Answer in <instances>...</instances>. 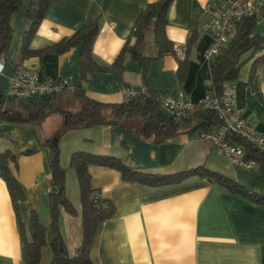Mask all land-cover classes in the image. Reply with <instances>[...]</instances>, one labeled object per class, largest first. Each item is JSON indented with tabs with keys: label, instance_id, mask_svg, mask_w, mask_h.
Here are the masks:
<instances>
[{
	"label": "crops",
	"instance_id": "0c3cea01",
	"mask_svg": "<svg viewBox=\"0 0 264 264\" xmlns=\"http://www.w3.org/2000/svg\"><path fill=\"white\" fill-rule=\"evenodd\" d=\"M28 1L23 0L11 19L13 37L0 74V87H7L18 64L35 69L41 78L72 82L79 72L78 47L21 58L24 33L30 26L26 16ZM152 1L155 0H49L29 47L45 48L98 20L93 55L99 64L111 67L91 75L87 90L90 98L102 103H121L128 98L121 87L128 85L137 92L147 87L172 97L184 93L193 103H199L213 91L209 62L204 56L211 37L203 29L209 16L206 7L212 0H171L169 4L166 34L178 48V55L187 56L182 81L177 76L178 60L174 55L152 61L145 77L139 63L128 55L120 68L112 66L123 45L134 42L135 22ZM152 38V32L147 31L141 48L145 54H156ZM261 53L264 50L257 43L252 44L238 54L237 63L225 76L236 87V102L242 116L264 134V72H260L257 81L251 74ZM60 121L59 116L58 126ZM56 129L48 131L44 123L41 138H51ZM62 135H65V161H69L73 151L84 150L114 155L146 174H173L203 166L264 195V164L256 163L252 170L232 166L209 142L199 141L196 135L184 133L166 142L151 143L117 125L81 128ZM8 137L13 138L10 147L16 158V162L9 163V172L19 219L27 224L34 210L47 219L44 223L47 224L49 149L38 144V131L31 124L0 122V151L9 145ZM28 150L33 151L26 153ZM88 173L90 186L98 189L100 196L114 207L112 215L97 225L89 254L92 264H264V204L233 193L201 175L170 186L151 187L125 181L118 170L108 166L89 165ZM68 197L74 206L79 203L80 212V200ZM60 227L68 251L74 241V253L82 242V235L73 240V232L82 230L80 214L73 216L61 210ZM0 264H22L19 222L1 172Z\"/></svg>",
	"mask_w": 264,
	"mask_h": 264
},
{
	"label": "trees",
	"instance_id": "16d2710c",
	"mask_svg": "<svg viewBox=\"0 0 264 264\" xmlns=\"http://www.w3.org/2000/svg\"><path fill=\"white\" fill-rule=\"evenodd\" d=\"M23 0H0V57L9 53L13 28L12 16L19 10ZM171 0H155L146 5L139 14L132 33L134 42L127 41L117 55L113 68H120L123 59L128 55L137 61L143 77L146 76L148 65L165 55H174L178 60L177 76L182 81L187 67V56L178 55V48L168 38L165 31V18ZM49 5V0H29L26 16L30 21L25 31L21 58L41 55L47 52L62 53L72 47L79 48V72L73 78L72 88L58 94L33 95L26 98L11 96L6 88L0 87V122L12 125L31 124L38 131V144L49 149L48 166L51 173L48 192V223L39 220L38 214L31 211L27 224L18 215L17 201L13 181L9 172V163L16 162L10 144L13 138L8 137L9 145L0 151V172L5 179L18 218L22 242V264H40L43 248L50 250L48 264H92L90 247L99 222L109 218L114 207L109 200L100 196L98 189L90 186L89 165H103L116 169L125 181L138 182L151 187H165L181 182L192 176H205L212 181L224 185L229 191L238 193L249 199L264 204V195L246 189L238 183L207 170L203 166L190 168L173 174H146L125 164L119 157L76 150L70 154L67 167L61 165L60 149L52 143L53 137H59L70 130L89 128L101 125H117L140 139L151 143H162L174 139L180 134L196 135L200 130L218 124L216 113L210 108H204L200 103L194 104V109L179 119L164 112L156 96L158 91L145 88L133 97H128L121 103H102L90 98L87 94L88 82L96 71H106L111 66L97 62L92 47L99 31L98 20L79 28L72 36L42 49L29 47V40L35 34ZM264 17V12L244 17L235 24V33L224 44L218 54L209 61L213 91L210 94L220 96L223 84L229 81L226 71L237 63L240 52L257 43L264 50V36L254 32L256 22ZM152 32L155 55L145 54L141 48L145 42L147 31ZM260 72H264V53L254 61L251 74L257 81ZM145 79V78H144ZM58 113L60 124L51 138H41L44 123L52 115ZM232 142L243 146L244 158L255 163L264 164V151L251 147L246 141L232 136ZM33 150H28L30 153ZM67 168L73 169L76 175L81 210L77 211L66 195ZM65 210L76 216L80 214L82 242L71 254L65 245V239L60 227V212Z\"/></svg>",
	"mask_w": 264,
	"mask_h": 264
},
{
	"label": "built area",
	"instance_id": "2783aa9c",
	"mask_svg": "<svg viewBox=\"0 0 264 264\" xmlns=\"http://www.w3.org/2000/svg\"><path fill=\"white\" fill-rule=\"evenodd\" d=\"M206 9L209 16L203 24L204 31L211 37V43L205 51L209 62L219 52L235 33V24L244 17L264 12V0H212ZM5 57H0V74L4 70ZM72 88V82L65 79L41 78L39 73L23 64L15 66L9 78L6 91L9 95L26 98L33 95L58 94ZM121 92L127 97H133L137 91L128 85L121 87ZM156 100L167 114L179 119L194 109V104L184 93L172 97L158 93ZM204 108L212 109L219 120L218 124L202 129L196 134L201 142H209L215 151L223 155L232 166L252 170L253 160H246L242 145L233 143L232 136L242 138L251 147L264 151V134L258 132L254 125L242 116L236 102V87L231 81L223 84L220 96L206 94L199 102Z\"/></svg>",
	"mask_w": 264,
	"mask_h": 264
},
{
	"label": "rangeland",
	"instance_id": "374dc122",
	"mask_svg": "<svg viewBox=\"0 0 264 264\" xmlns=\"http://www.w3.org/2000/svg\"><path fill=\"white\" fill-rule=\"evenodd\" d=\"M254 32L255 33H258V34H260L262 36H264V17H262L261 19H259L256 22V24L254 26ZM59 116L60 115L58 113H56V114L52 115L51 117H49L46 120V122H45V129L48 130V131H52L53 129H56V127L58 126V122H59ZM64 142H65V135H61L57 139V145H58V147L60 149V160L62 158V161H64V164L61 161V165L64 166V167H67L68 164H69V161H68V159L65 161V143ZM65 191H66V195L67 196L70 195V197L72 199L74 197V199L80 200L79 187H78L76 175H75V172L73 171V169H71V168H67V172H66V188H65ZM71 202L73 203V200H71ZM73 205H74V203H73ZM75 208L76 209L79 208V203H77L75 205ZM78 218L79 217H77L74 220H78ZM39 220L42 223H46V221H47V219H44L42 217H39ZM71 230L74 231L75 230V227L74 226L71 227ZM80 235H82V230L79 228L78 232H76V233L73 232V240H75L76 237L79 238ZM72 245H75L74 244V241L71 242V248L69 250L71 253H73V251H74V248L72 247ZM47 251L49 252V248L48 247L43 248V257H42V261H41L40 264H46L47 261H49L48 260L49 259L48 257L50 255V252L48 253Z\"/></svg>",
	"mask_w": 264,
	"mask_h": 264
},
{
	"label": "water",
	"instance_id": "95a60500",
	"mask_svg": "<svg viewBox=\"0 0 264 264\" xmlns=\"http://www.w3.org/2000/svg\"><path fill=\"white\" fill-rule=\"evenodd\" d=\"M57 139H58L57 137H53V139H52V143H53V144H57Z\"/></svg>",
	"mask_w": 264,
	"mask_h": 264
}]
</instances>
